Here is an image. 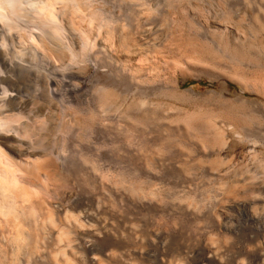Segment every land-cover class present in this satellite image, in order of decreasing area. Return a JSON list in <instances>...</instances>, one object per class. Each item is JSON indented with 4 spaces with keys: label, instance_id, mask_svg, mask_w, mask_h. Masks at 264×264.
<instances>
[{
    "label": "rangeland",
    "instance_id": "374dc122",
    "mask_svg": "<svg viewBox=\"0 0 264 264\" xmlns=\"http://www.w3.org/2000/svg\"><path fill=\"white\" fill-rule=\"evenodd\" d=\"M69 1L71 88L48 109L39 43L20 121L69 172L40 151L45 196L0 160L29 209L0 264H264V0Z\"/></svg>",
    "mask_w": 264,
    "mask_h": 264
},
{
    "label": "bare ground",
    "instance_id": "6f19581e",
    "mask_svg": "<svg viewBox=\"0 0 264 264\" xmlns=\"http://www.w3.org/2000/svg\"><path fill=\"white\" fill-rule=\"evenodd\" d=\"M63 1L64 0L61 1L60 0H0V160H2V162L5 165L11 167V169L13 168L16 169L17 172L24 171L27 175H31L33 179H30V181L27 183L32 188L34 187V191L35 190L40 191L41 192L40 194L43 193L45 194V196L49 194L50 190L46 187L48 185L44 186L43 183L42 184L39 183L38 181L39 178L37 179L38 176L37 172L40 167H38L36 163V159L39 158L40 151H43L45 145H42L41 147L38 144V146H36V144H34L33 142H30L29 140L26 141L27 138L28 139L30 138L31 133L29 134L28 131L29 129L24 128L23 126L20 125V121L22 120V118H24L23 114L26 113L25 111L28 110L30 104L33 103L34 99L32 100L31 98H29L30 96L24 95V90L22 85L24 83V80L26 79L28 80L34 79L33 82H35V80L38 78L37 69H41V67L44 66L45 68L42 67V69L44 70L46 69V71L49 74L44 79H47L49 86H52L51 88H49V95H48L49 100L48 101L46 100L48 104L47 107L50 110H52L56 104L55 101H53L54 99L53 97L57 95L56 94L57 90H59L60 87L62 88V86L59 85H61L62 83L64 87H67L68 89L70 87L69 84L70 81L69 82L67 81L69 79L68 69L66 68L67 66H65L67 63L65 64L66 60L63 53L65 54V50L68 51L69 45H73V43L68 45L69 43L68 39L66 38L63 39L62 37V31H64V28L62 23L58 22V18H59L58 16L60 15H58L57 13L58 12L57 8H59V6L56 7L57 4H59L60 2L62 5L67 4L65 2L67 0H65L64 3H62ZM62 8L63 7H60L59 10L60 12ZM65 8L66 7H64L63 9ZM39 20H41V23H44V25H42L39 22ZM46 21H48V23H52L51 24L52 28L50 25L47 26L48 23ZM56 40L59 42V44L56 42ZM39 43L47 46L46 47L47 56L50 57V55L48 54L52 53L54 57L52 56L50 58L51 59L56 58L57 60L56 59L50 61L42 60L45 63L42 66H40L39 59L41 52L39 51L40 49ZM116 43L117 42H115V44ZM94 47L95 46H92V48ZM48 49H50L49 51L50 53H48L47 51ZM44 50L45 49L43 48V51ZM43 54H45V51L43 52ZM47 56L45 54L44 59H48L46 58ZM68 59L69 58H67V60ZM114 62L115 60H113L111 64ZM145 63L147 64V62ZM128 71L129 73H131L132 71L137 72V69L132 70V68L129 67ZM42 72L44 73V71ZM71 72L73 73V71ZM44 74L47 75L46 72ZM58 77L60 81L59 85H58L59 82ZM39 79L41 80L42 78L40 77ZM47 81H45L46 84ZM62 89H60V91H62ZM68 89H66V91ZM62 93H60V95ZM38 101L39 100H37V102ZM33 106L35 107V104ZM58 129H60V127ZM61 129L64 130L63 128ZM60 130L59 132H61ZM46 148L44 149V154L46 156H49L50 158L45 163L48 164V166H54L56 174L57 171H61V170L68 171L69 167L68 168L66 167L67 162L64 161L65 164H63L62 162L63 158H61L60 155L55 154L56 151L54 152V150H47ZM61 172H59L58 174H62ZM45 174L46 175L44 176L47 179L46 181L47 182L50 181L49 174L48 173ZM6 175H8V173H6ZM0 179H1L0 180L1 221L3 218L4 219L11 218V220H14V222L15 221L23 222L24 220L26 221L25 218L28 215L27 210L29 209L25 210L24 209L25 207L22 208L18 205L19 203L18 198H22V197L21 196L19 197V194H17V192L14 191L12 179L9 176H4L3 178L1 176ZM18 182L22 183L24 181H22V178H19ZM25 199L27 200V198ZM21 200H23V198ZM19 235L20 234H18V238Z\"/></svg>",
    "mask_w": 264,
    "mask_h": 264
}]
</instances>
